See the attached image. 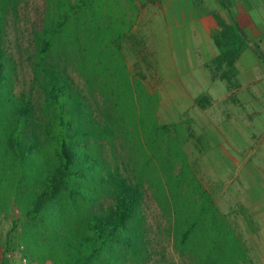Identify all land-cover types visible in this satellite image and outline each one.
Here are the masks:
<instances>
[{
  "label": "trees",
  "instance_id": "16d2710c",
  "mask_svg": "<svg viewBox=\"0 0 264 264\" xmlns=\"http://www.w3.org/2000/svg\"><path fill=\"white\" fill-rule=\"evenodd\" d=\"M30 1L25 89L7 26ZM215 16L218 60L235 66L250 38ZM133 27L122 0H0V220L19 210L30 264H146L154 215L180 258L162 264H245L251 247L194 168L184 125L160 121L161 95L130 67Z\"/></svg>",
  "mask_w": 264,
  "mask_h": 264
},
{
  "label": "rangeland",
  "instance_id": "374dc122",
  "mask_svg": "<svg viewBox=\"0 0 264 264\" xmlns=\"http://www.w3.org/2000/svg\"><path fill=\"white\" fill-rule=\"evenodd\" d=\"M122 1L129 19L134 21V27L124 41L133 73L141 76L152 92L161 95L160 121L184 125L187 133L185 147L194 168L219 205H224L222 209L233 213L234 223L251 247L250 259L245 264H264V217L258 213L261 205L253 208L258 215L251 224H246L240 213L246 209L242 204L246 195L242 177L231 184L233 189H238V198L234 193L225 195L221 183V172L222 176L229 177L240 167H236L237 164L243 170V165L250 163L251 160L245 163L244 158H254L264 166V74L260 90L247 85L240 87L238 71L242 64L239 59L235 66L219 62L221 50L209 30L208 19H204L202 31L194 27L188 29L187 23L191 19H179L185 22L181 29L186 35L189 33L191 39L185 40L184 48L166 50L173 53L164 54L158 44L166 45L163 42L165 33H169L171 26L176 27L178 19L172 17L179 11L177 0H148L147 4L142 0ZM34 12L33 1L28 6L21 4L19 15H10L7 26L9 49L18 63L19 85L25 89L31 88L34 77L31 61ZM239 20L250 38L249 45L259 43L264 49V19ZM232 154H239L242 158L239 160ZM228 155L232 158L226 161ZM223 163L232 165L226 167L221 165ZM250 172L257 180L255 167L251 166ZM251 194L257 201L255 190L252 189ZM18 215L19 210L14 209L8 217L0 220V264L4 258L1 256L7 251L12 252V256L7 257V264L10 260L19 262L16 248L21 225H15ZM157 219L155 215L151 219L154 230L149 238L150 252L146 264L179 261L173 239L167 232V220L160 225L159 219L155 221Z\"/></svg>",
  "mask_w": 264,
  "mask_h": 264
},
{
  "label": "crops",
  "instance_id": "0c3cea01",
  "mask_svg": "<svg viewBox=\"0 0 264 264\" xmlns=\"http://www.w3.org/2000/svg\"><path fill=\"white\" fill-rule=\"evenodd\" d=\"M225 1L228 5V9H225L223 7L220 0H177L178 2L177 9L179 11L176 12L175 15H173L172 17L178 19L177 22L175 23L176 27L171 26V29H168L169 33H165L166 39L163 36L164 38L163 42H165L166 45L158 44V47L163 50L164 54H168L171 52L173 53V51L167 52L166 50H174L177 49L178 47L179 49H181V47L184 48L185 40H189V38L191 39V35H189V33L188 35H186L185 31L181 29V25L185 24V22L184 21L180 22L179 19H191L187 23L189 27L188 29L190 30L191 28L192 29L198 28L201 31L203 30L201 26L203 24L204 19L209 20L208 22L210 23L211 26L209 30L213 31L215 28L218 27V23L215 16L218 13L221 15V17H223V19H231V18L232 19H264V0H225ZM179 52L180 51H177V53ZM239 62L242 64L241 69L239 67V71H238L240 87H242L243 85L245 86L247 85V86H251L252 88H257L260 90L261 84H263V80H261V76L262 73L264 74V64L262 63L256 51L255 45L251 44L243 51V53L239 58ZM232 155L239 160L242 158V156L239 154L237 155L232 154ZM230 158H232L231 155H228L226 157V161H229ZM249 160H251L250 163H246L249 162ZM254 161H255L254 158L251 159L244 158V162L246 164L243 165V170L241 168V165L237 164L236 167L237 166L240 167L236 169V173L234 175H230L229 177L222 176V172H221V183L223 184V193L225 195L226 193L227 194L234 193L238 198V194H237L238 189H236V187L235 189H233V187H231V184L235 183L238 177L239 178L242 177L243 179L244 192H246V195L242 199L243 202L242 204L243 207H245L246 209L244 213L243 212L240 213L244 217L246 224L248 223L251 224L252 219L254 220L255 216L258 215L256 212H253V208L256 207L257 205H261V207H259L260 209L258 213L264 217V166L257 163V161L255 162ZM221 165L228 167L231 166L232 164L228 165V163L226 164L223 163ZM251 166L252 168L255 167V170L257 171L258 174V176L256 177L257 180H255V176H253L250 172ZM252 189L255 190L256 194L258 195V198H256L257 201H254L253 199V196L251 194ZM208 190L210 191V189ZM210 192L215 198L214 193L212 191ZM252 203H257V204H252ZM223 206L224 205L222 204V207ZM222 207L220 206L221 209ZM222 211L225 213L233 214L230 213L229 211L228 212L224 211L223 209Z\"/></svg>",
  "mask_w": 264,
  "mask_h": 264
},
{
  "label": "built area",
  "instance_id": "2783aa9c",
  "mask_svg": "<svg viewBox=\"0 0 264 264\" xmlns=\"http://www.w3.org/2000/svg\"><path fill=\"white\" fill-rule=\"evenodd\" d=\"M0 250H1V241H0ZM16 253H18V255H19V262L14 263L13 260H10L9 264H30L31 263V256H30V254H28L26 252V248H25L24 244L19 243L17 245ZM3 256L4 255H2L1 257H3ZM5 256L11 257L12 252L11 251L5 252Z\"/></svg>",
  "mask_w": 264,
  "mask_h": 264
}]
</instances>
